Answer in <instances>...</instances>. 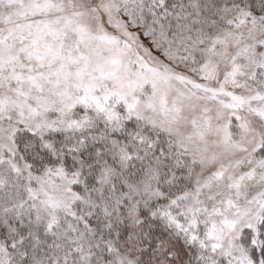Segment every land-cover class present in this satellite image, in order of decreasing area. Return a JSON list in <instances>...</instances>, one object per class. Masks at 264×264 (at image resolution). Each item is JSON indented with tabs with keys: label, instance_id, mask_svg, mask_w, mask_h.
I'll return each mask as SVG.
<instances>
[{
	"label": "snow or ice",
	"instance_id": "snow-or-ice-1",
	"mask_svg": "<svg viewBox=\"0 0 264 264\" xmlns=\"http://www.w3.org/2000/svg\"><path fill=\"white\" fill-rule=\"evenodd\" d=\"M0 264H264V0H0Z\"/></svg>",
	"mask_w": 264,
	"mask_h": 264
}]
</instances>
